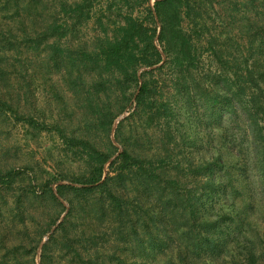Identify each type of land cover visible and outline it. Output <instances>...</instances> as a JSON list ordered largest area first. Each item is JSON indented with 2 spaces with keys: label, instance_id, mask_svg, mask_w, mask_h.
<instances>
[{
  "label": "trees",
  "instance_id": "trees-1",
  "mask_svg": "<svg viewBox=\"0 0 264 264\" xmlns=\"http://www.w3.org/2000/svg\"><path fill=\"white\" fill-rule=\"evenodd\" d=\"M97 1L0 0V115L56 132L83 165L70 179L41 185L61 210L28 252L6 244L15 234L1 221V264H20L21 249L34 263L48 235L40 264L55 251L69 264H264V0H154L152 7L151 0H118L117 18L111 6L109 17L97 19L101 33L77 40ZM249 7L257 18L236 15ZM139 8L145 18L134 16ZM214 13L224 24L217 27ZM205 53L214 70L202 65ZM51 75L68 84L109 146L89 131L69 136L23 112L32 90ZM133 102L128 121L147 128L163 122L162 135L148 149L127 145L121 121L120 152L110 135ZM25 174L0 172V197H15ZM16 196L18 236L30 238L33 213L25 195ZM95 239L130 241V261L122 259L124 247L107 262L92 259L91 251L99 255Z\"/></svg>",
  "mask_w": 264,
  "mask_h": 264
},
{
  "label": "rangeland",
  "instance_id": "rangeland-1",
  "mask_svg": "<svg viewBox=\"0 0 264 264\" xmlns=\"http://www.w3.org/2000/svg\"><path fill=\"white\" fill-rule=\"evenodd\" d=\"M115 1L118 2L116 4H118L120 7H117ZM239 1L245 3L248 0ZM153 3L154 0H151L149 6L152 7ZM111 6L113 7V17H115L118 15V12L115 10V8H121V2L118 0H99L95 2L92 9V18L87 23V25L82 28L81 32L78 33L77 40L82 42H91L96 34H100L101 28L97 25V19L103 15H107V17H109V8ZM217 6L218 5L215 4V7ZM250 8L251 7L244 8L243 11L242 8H238L239 12H237L236 15L241 18V15L247 13L249 17H255L256 12L250 10ZM217 11H219V8H217ZM144 13L145 9L139 8L137 11H135L134 16L145 18ZM212 17L216 20L217 27L220 26V24H224L219 19V14L214 13L212 14ZM103 21L104 23L107 22L105 19ZM183 27L187 29L188 24L183 23ZM240 44H242V41ZM10 48L11 47H9V45H6L2 47V50L6 52ZM8 56L11 57L10 54H8ZM24 57L26 58L25 52ZM31 57L28 59H32ZM202 60V65L206 71L208 69L214 70V64L210 61L211 58L209 59V53H205ZM11 62L16 64L15 61ZM7 71L9 70L7 69ZM166 73L168 74L167 71ZM50 79L51 82H49L47 85L40 83L41 86L39 89L34 88L32 90L33 96H30L27 99V102H23V105H25L26 109L23 112L29 114L34 118L35 121L39 123H45L47 125L54 124L63 127L69 136L87 135L85 133L89 131L92 133L99 145L104 147L109 146V141L107 140L105 133L93 130V125L95 122L92 115L88 111H84L83 108L77 106V103L80 102L75 99L68 84L64 82L61 76L51 75ZM22 85L23 87H26L24 82ZM172 94L173 93H170V95ZM134 106L135 104L133 102L128 106L125 113H123L117 119L110 135V140L120 152L122 149L121 146L115 142V134L116 129L121 121L123 127L121 129L120 137L121 140H123L127 145H130L131 143L134 145L136 144L140 148L148 149L151 144L156 146V139L154 138H156V136L159 134L162 135L160 130L162 129L163 122H160L159 125L154 124L152 128H147L145 122L142 120L136 119L135 121H128L130 114H132L134 110ZM98 124L99 123H96L95 125ZM11 169L26 173V181L23 182L18 180L14 185L15 191L13 193L15 197H17L16 195L18 194L25 195L26 204L33 213L32 219L27 218L28 233L30 238L24 237L23 235L18 236L19 233L22 232L23 228L19 223V218L17 217L16 213V198L12 195L7 197V201L0 197V225H2L1 221L3 220L4 223L15 234L13 236L9 235L10 237L7 243L5 242L9 247L10 245L12 246V243L17 245L21 244L23 249H27L28 252L29 249L35 245L37 240H39L37 238H39L38 235H40L39 233L42 231L39 230L41 229V226L46 228V225L51 222V217L57 216L61 210V208L57 206L49 197L46 198V196H44L41 185L46 182L52 183L55 179H70L69 177L72 175H78L81 173L83 165L80 162H77L74 156L67 151L65 145L56 132L36 131L26 123L17 120L12 114H8V116L0 115V172L4 173ZM59 184L69 185L70 183L63 180ZM32 186H35V192L37 193L36 196L32 193ZM56 186L57 184L52 185L54 191H56ZM63 204L66 209H68V205L65 202H63ZM66 214L67 211L62 214L59 223L63 221ZM98 220L99 221L96 220V223L100 224L102 220L100 215ZM55 229L56 227L51 230L50 234H52ZM6 232L9 233L7 230ZM48 236L44 238L43 242L48 238ZM3 238L0 239V264L4 254L6 253L2 249L3 244H1V241ZM95 242L99 245V255L95 256L91 251L90 255L92 259L99 258V261H102L101 259H103V261L106 259L107 262L109 259L113 258L112 255H114L113 251L115 248L116 253L119 256L120 252H118V250L124 247L126 248V251L124 252L121 250L125 253L122 259H127L130 261V241L123 243V241H119V239H95ZM37 253L38 255L34 259V263L40 264L41 248H39ZM18 255L20 256V264H34L32 262V253L26 255L21 249V252ZM13 259L14 256L11 254L7 261ZM86 262L88 264H92L90 261ZM49 264H69V261L64 260L63 254L55 251L54 256H52V260L49 261ZM152 264L164 263L158 260Z\"/></svg>",
  "mask_w": 264,
  "mask_h": 264
},
{
  "label": "water",
  "instance_id": "water-1",
  "mask_svg": "<svg viewBox=\"0 0 264 264\" xmlns=\"http://www.w3.org/2000/svg\"><path fill=\"white\" fill-rule=\"evenodd\" d=\"M48 240V238L42 243V245L40 246V248L43 246V244Z\"/></svg>",
  "mask_w": 264,
  "mask_h": 264
}]
</instances>
